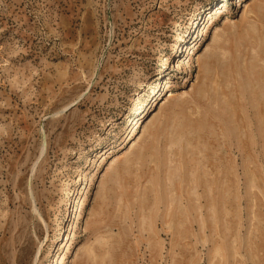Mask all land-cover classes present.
<instances>
[{"label":"rangeland","instance_id":"1","mask_svg":"<svg viewBox=\"0 0 264 264\" xmlns=\"http://www.w3.org/2000/svg\"><path fill=\"white\" fill-rule=\"evenodd\" d=\"M0 264H264V0H0Z\"/></svg>","mask_w":264,"mask_h":264},{"label":"bare ground","instance_id":"2","mask_svg":"<svg viewBox=\"0 0 264 264\" xmlns=\"http://www.w3.org/2000/svg\"><path fill=\"white\" fill-rule=\"evenodd\" d=\"M220 14H221V11H218V15H220ZM181 69H183V64L178 61L176 66H175V70H181ZM196 184H197V187H200V185L202 186V184L200 183L199 180H196Z\"/></svg>","mask_w":264,"mask_h":264}]
</instances>
